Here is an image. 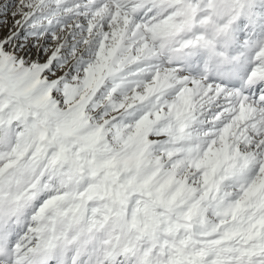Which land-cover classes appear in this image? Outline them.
<instances>
[{
  "label": "snow or ice",
  "instance_id": "snow-or-ice-1",
  "mask_svg": "<svg viewBox=\"0 0 264 264\" xmlns=\"http://www.w3.org/2000/svg\"><path fill=\"white\" fill-rule=\"evenodd\" d=\"M0 264H264V0H0Z\"/></svg>",
  "mask_w": 264,
  "mask_h": 264
}]
</instances>
